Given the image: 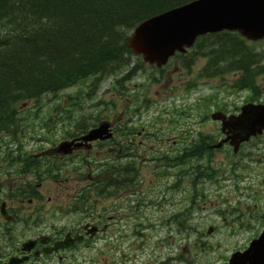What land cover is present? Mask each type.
Listing matches in <instances>:
<instances>
[{"label": "rangeland", "instance_id": "1", "mask_svg": "<svg viewBox=\"0 0 264 264\" xmlns=\"http://www.w3.org/2000/svg\"><path fill=\"white\" fill-rule=\"evenodd\" d=\"M206 44L211 45L209 48L211 51V67H217L216 71H220L221 73L223 67H229L238 61L239 57H236V60L224 62L221 52L224 53L227 44H225L222 50L220 44H217L218 46L215 43L209 44L206 42ZM250 45L257 53H261L262 55L254 58L247 57V62L253 61L250 63L256 65L260 69H264V40L260 41L258 44ZM205 47L206 46H203L201 50ZM196 56L195 58L197 59L194 63L203 64L205 62L204 58L199 54ZM166 70L167 71L163 74V78L157 83L148 80V77H146L144 72H140L127 83L128 88L135 89V91L146 100V105H148L149 100H153V102L156 103L165 102L163 105L168 107L174 106L175 110H180L176 116L177 121L173 123H169L166 116H162L158 119L156 124L157 130L155 133L159 136L165 134V137H172L181 131L178 129L185 128L192 132L212 129V125L209 122L201 123L199 120V117L204 114L205 108L211 112L213 111L212 108L217 105L222 106L226 111L233 112L235 107H239L243 104L247 97L252 94V91L249 88L241 90L231 88L235 76L230 72L225 75L219 74L220 76L214 78H211L212 76L210 72H206L205 75L208 76L209 79H199V68L193 67L191 69L189 68L187 71L183 69L180 61L177 59L171 62ZM183 74H187L185 80ZM151 76L154 77L156 75ZM179 78L182 82L188 79L185 86L180 85L182 82H178ZM191 81H193L191 84H194V87L188 86ZM88 83V81H85L83 84L74 86L63 92L43 96V98L38 101L43 105V110H40L38 114L39 118L43 117V119H45V117L50 116L58 117L61 109H66L68 111L67 117L72 116L71 113L73 110H78V117H83V119L87 120L105 118L110 115L115 117L119 114L123 102L111 88V80L109 79L102 83L99 89L89 98L86 97ZM256 83L258 85H264V73H261L256 77ZM171 86H176L179 89L168 94L167 89ZM257 98L264 103L263 95L257 93ZM111 100L114 105L113 110H108L104 105H101L98 108L93 107L96 101L110 103ZM199 102L204 103L200 105ZM133 105H136V102ZM53 108H57L54 113L52 111ZM155 111V109L148 112L141 111L140 120L144 121V125H146V121L155 117ZM187 114L188 116H186ZM98 120L101 119H97L96 121ZM159 120H161V122H159ZM169 129L174 130V135L169 134ZM179 148L180 146L174 147V149ZM248 149V147H245L243 151L246 152ZM254 151L255 156L259 155L258 150ZM245 161L247 160L245 159ZM152 166L153 164H151V167ZM250 166V170L241 171L240 176H242V179L239 182L240 188L250 186L252 189H255L260 185V181L264 180V164L257 166L254 163H251ZM182 167H185V165H177L174 168H171V176L159 180V185H155V190H159V194H157V200H159L163 193V186L171 184L174 181V178H180V182L177 186H175L174 189H170V192H167V197L165 199L160 200L161 205H164L162 208L165 209V211L159 210L158 207L155 209H147L148 216L146 217L148 220L151 219L156 225V229L152 235H150L149 232L145 233L150 236V239L146 241L145 251L148 253L155 245L163 246L162 244L168 243L169 247H160L163 254L170 252L171 257H173L178 253V250L185 247L182 254L186 251L190 252L191 256L187 257L188 259L191 258L193 264H216L220 258L228 255L231 248H238L245 244L247 245L251 240V237H253L254 234L256 236L261 231V226L263 224L262 213H264V197L261 196L258 201L255 202L258 204L259 208H257L256 211L252 210L249 216L243 219V223L239 225L241 229H239L237 225L238 223L235 222V225L233 223V220H235L234 215H237V212L235 211V213L231 215V210L237 208L234 204L236 193L233 192L232 189V184L235 181L229 179L222 180L220 178L218 184L211 180H203L202 182L197 181L195 188L197 194L200 192L202 196L201 198L196 197L193 200V203L192 175L191 173H188L183 178L181 175ZM141 169V174L139 173V175H141V177L145 176L144 181L151 180L146 176L147 171H145L144 168ZM60 177L63 178L64 175L62 174ZM57 180L59 181L63 179ZM45 183L44 188L46 196L53 198L57 192L55 183L59 182H55V179L49 178ZM63 187L64 186H61L60 188ZM221 198H230V200L228 204H221ZM217 202L219 203L218 206L215 205ZM243 202H246L247 204L251 203L250 207L252 208L253 202L245 198L241 200L239 205L240 211L245 207ZM217 208H219L220 211H227L223 220L214 213ZM183 211L184 214L185 211H188L189 213L188 216L185 214L189 218L187 222L188 230H182L177 234L174 224L169 226V231L164 226H161L160 223L162 219H166L173 214L180 215ZM209 226L213 227V231L210 235H206V230ZM175 264L180 263L175 262Z\"/></svg>", "mask_w": 264, "mask_h": 264}, {"label": "trees", "instance_id": "2", "mask_svg": "<svg viewBox=\"0 0 264 264\" xmlns=\"http://www.w3.org/2000/svg\"><path fill=\"white\" fill-rule=\"evenodd\" d=\"M190 1L0 0V132L11 125L15 103L125 66L128 32ZM226 36H214L221 50L227 44L224 62L245 64L242 45Z\"/></svg>", "mask_w": 264, "mask_h": 264}, {"label": "flooded vegetation", "instance_id": "3", "mask_svg": "<svg viewBox=\"0 0 264 264\" xmlns=\"http://www.w3.org/2000/svg\"><path fill=\"white\" fill-rule=\"evenodd\" d=\"M86 131H73L70 136L60 139V142L74 141L70 145L73 151L66 157L56 154L53 148L45 153L42 141L34 144L37 149L32 153L29 135L13 136L14 156L10 164L0 161V264H12L17 260L16 264H125L113 261L107 252L119 248L123 240L120 225L124 216L122 195L129 193L133 197L132 202L138 201L135 191L121 190L128 186L138 187V183L111 182L110 166L105 167V172L94 180L90 176L93 168L87 160L92 159V153L110 154L113 151L112 140L80 142ZM133 140L129 135L120 136L118 153L121 146L132 147ZM32 156L40 159L38 165L36 161L32 164ZM48 157L56 161L55 168L61 166L62 160L66 159L69 164L76 157L77 164H82V168L90 172L88 184L83 185L85 181L73 182L70 194L58 192V198L53 201L46 196L43 182V171L47 169L44 164ZM112 186L118 187L116 194L119 197L90 201L85 198V192L90 194L100 187L105 191L99 195H110L108 191ZM50 210L60 213H51ZM65 236L68 246L51 251L54 244ZM163 264L170 262L164 261Z\"/></svg>", "mask_w": 264, "mask_h": 264}, {"label": "water", "instance_id": "4", "mask_svg": "<svg viewBox=\"0 0 264 264\" xmlns=\"http://www.w3.org/2000/svg\"><path fill=\"white\" fill-rule=\"evenodd\" d=\"M237 30L249 39L264 36V0H197L140 24L128 41L134 53L149 62L163 63L175 50L190 46L193 39L207 32ZM237 141L258 133L264 127V106H247L231 120ZM104 127L94 131L100 132ZM94 137H90L92 139ZM264 246V234L248 253L257 254ZM232 259L230 264H237Z\"/></svg>", "mask_w": 264, "mask_h": 264}]
</instances>
